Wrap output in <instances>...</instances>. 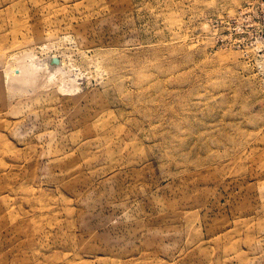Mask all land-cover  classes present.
Wrapping results in <instances>:
<instances>
[{
  "label": "rangeland",
  "instance_id": "obj_1",
  "mask_svg": "<svg viewBox=\"0 0 264 264\" xmlns=\"http://www.w3.org/2000/svg\"><path fill=\"white\" fill-rule=\"evenodd\" d=\"M0 264H264V0H0Z\"/></svg>",
  "mask_w": 264,
  "mask_h": 264
},
{
  "label": "bare ground",
  "instance_id": "obj_2",
  "mask_svg": "<svg viewBox=\"0 0 264 264\" xmlns=\"http://www.w3.org/2000/svg\"><path fill=\"white\" fill-rule=\"evenodd\" d=\"M15 71H16V69H15ZM18 71H20V70H18Z\"/></svg>",
  "mask_w": 264,
  "mask_h": 264
}]
</instances>
